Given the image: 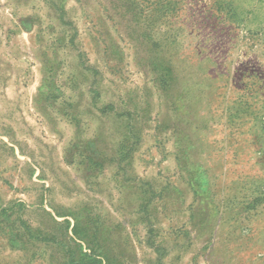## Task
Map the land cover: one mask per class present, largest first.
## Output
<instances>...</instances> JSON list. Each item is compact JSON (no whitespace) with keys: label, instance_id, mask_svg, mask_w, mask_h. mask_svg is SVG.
Here are the masks:
<instances>
[{"label":"rangeland","instance_id":"rangeland-1","mask_svg":"<svg viewBox=\"0 0 264 264\" xmlns=\"http://www.w3.org/2000/svg\"><path fill=\"white\" fill-rule=\"evenodd\" d=\"M0 264H264V0H0Z\"/></svg>","mask_w":264,"mask_h":264}]
</instances>
